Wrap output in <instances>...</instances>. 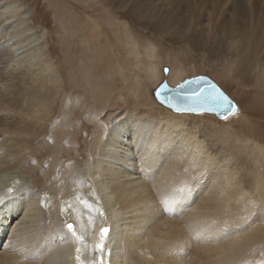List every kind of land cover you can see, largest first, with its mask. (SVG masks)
<instances>
[{
	"label": "bare ground",
	"instance_id": "6f19581e",
	"mask_svg": "<svg viewBox=\"0 0 264 264\" xmlns=\"http://www.w3.org/2000/svg\"><path fill=\"white\" fill-rule=\"evenodd\" d=\"M199 1L205 9L194 0H107L115 10L80 22L63 0H0V264H264L263 148L256 146L253 167L199 137L187 128V113L155 100L159 82L140 83L138 99L127 96L133 107H119L104 79L100 90L115 106L107 104L90 155L68 168L54 147L57 106L72 94L64 71L70 37L61 32L86 33L100 79L117 61L112 41L121 42L108 36V17L158 38L185 28L193 35L185 40L197 45L202 36L194 32L207 35L213 4L235 12V0ZM242 1L245 24L220 30L226 35L216 34L210 49L218 68L264 95V1ZM153 70L147 80L156 78ZM180 70L170 66V88Z\"/></svg>",
	"mask_w": 264,
	"mask_h": 264
},
{
	"label": "rangeland",
	"instance_id": "374dc122",
	"mask_svg": "<svg viewBox=\"0 0 264 264\" xmlns=\"http://www.w3.org/2000/svg\"><path fill=\"white\" fill-rule=\"evenodd\" d=\"M194 2L195 3L191 5H194L196 10H200L201 8L205 9L208 5L207 1L200 2L199 0H194ZM239 2L241 4L243 3L242 0L234 1L235 12H221L219 2L215 4L212 3L215 6H212V11L210 13L213 12L214 14H209L204 24V28L208 30V33H206L207 35L204 36V32H194L197 39L202 36L198 41L199 44H202L203 41V45H199L198 43H196L197 45H192L189 40H185L193 35H188L190 32L182 28L179 24H176L174 27L177 29L182 28L181 32L178 33L174 30V32L172 31L168 33V35H164L163 38H158L155 37L154 34H148V32L145 31L143 35L138 28H135V30L128 24H126L125 27L122 24L124 21L121 22L113 17H108L106 22V24L108 23L106 26L110 29H108V36L111 37V39L119 38L118 41L121 40V42H118V47L113 44H117V42L112 41L110 49L113 50V55H116L113 57L114 60L117 61L112 60L111 66H114V69H111V73H104L105 75L103 77L98 75L101 80L96 78V73L92 71V51L88 45L89 42L86 33H71L68 29L66 30L67 32L62 31L60 35L64 36L63 39L66 35L64 40L70 37L68 39L71 45L70 50H68L70 59L67 63L68 68H66L69 71H66V69L64 71L70 82V91L72 94L66 101L61 102L62 106H57L54 115L56 125L54 124L55 137L53 141L57 155H63V162L67 164L68 168H72L74 162L78 163L83 157L90 155V139L94 136L95 130L97 131L99 128L105 129L103 124L100 125L105 115L104 113L107 111L106 109L108 107L113 108V106H115L114 103H112L113 105H109L111 100V97L107 93L109 91L104 87L100 90V82L105 79L104 81L111 87V96L115 99L119 107H133L131 100L128 99L127 96H131L134 100H137L138 88L141 87L140 83L146 88L149 86L150 89L153 88L154 83L159 82V85L160 82L166 80V76L172 65L178 67L181 69L180 71H182L181 77L179 78L180 82L191 76L207 75L237 104L235 115L226 116L224 118H218L213 114L207 113L185 112L189 119L187 128H190V130L198 134L199 137L218 141L224 148L230 149L235 155H240L239 157L245 159L249 166H256V164L259 163L255 160L256 158L254 156L257 153L256 146L262 147L264 150V95L254 89L246 90L238 81L233 80L232 74L227 71L225 67L220 66L218 68L216 65H218L219 61H217L214 53L210 49L213 37L215 36L218 38L216 34L226 35L225 32L218 33L220 30L223 29V31H227L231 25V27H241L245 24L247 17L244 16L243 9L240 7L241 5ZM86 4L87 2L85 0H63V7L73 17H79L80 22L86 20V13V15L92 18L101 20L99 12H106L109 9L112 11L114 7V5L108 4L107 0H88V4ZM133 30L135 31L133 32ZM171 33H173L174 36ZM72 34L73 36L71 37ZM95 34H97V32H95ZM165 34H167V32ZM153 35L154 38H152ZM94 39L97 40V35L94 36ZM132 45H134V48ZM110 54L112 55L111 52ZM151 65L154 66L155 70L153 71L156 78L147 80L148 67H151ZM82 66L85 70L82 69ZM164 67L168 69L166 75L163 74ZM81 71L83 72L81 73ZM83 73L86 74L87 77ZM109 77L111 78L109 79ZM144 77L146 79H144ZM131 80L137 83L135 84L136 87L138 86L137 88L135 86H128V81L133 83ZM150 85H152V87ZM152 91L154 90L152 89ZM145 98L146 96L143 99ZM107 104L109 105L108 107ZM98 123L100 127L96 125ZM95 126H97V128ZM242 144L244 146H241ZM212 155H216V153ZM247 156H249V158ZM260 169L264 171V163L260 165Z\"/></svg>",
	"mask_w": 264,
	"mask_h": 264
},
{
	"label": "water",
	"instance_id": "95a60500",
	"mask_svg": "<svg viewBox=\"0 0 264 264\" xmlns=\"http://www.w3.org/2000/svg\"><path fill=\"white\" fill-rule=\"evenodd\" d=\"M163 73H168L167 67H164ZM213 85L215 86V89H218L219 92H221L225 97H227L228 101H230L236 109V102L231 99V97L213 79H211L207 75H197L195 77H188L185 80L181 81L179 84H177L175 88H170L166 80H163L156 87L157 89H154L153 94L157 101L167 107H170L173 110H176L177 107L195 108L197 109V112L205 111L207 113L214 114L218 118H224L227 115L229 116V114H232L233 112H226L224 107L212 105L215 110L208 111L204 106L203 98L201 99V101H197L194 97H192V92L194 90L199 91V89L201 88L209 89L208 92H205V96L214 95L215 93L212 91Z\"/></svg>",
	"mask_w": 264,
	"mask_h": 264
},
{
	"label": "snow or ice",
	"instance_id": "6c2138e0",
	"mask_svg": "<svg viewBox=\"0 0 264 264\" xmlns=\"http://www.w3.org/2000/svg\"><path fill=\"white\" fill-rule=\"evenodd\" d=\"M209 89L201 88L199 91H193L192 92V97H194L197 101H201L203 98L204 106L206 107V110L208 111H213L215 110L212 105L215 106H220L224 107L226 112H234L235 111V106L231 104L230 101H228L227 97H225L221 92H219L218 89H215V86H212V91L215 93L214 95L210 96H205V92H208ZM191 98V97H189ZM173 106V105H170ZM177 111H196L197 109L195 108H176ZM67 229L69 232H72L73 235H75V232L73 231L74 226L72 224H68ZM109 229L103 228L101 229V236H106L108 233ZM98 250H102V245H97ZM79 251V249H77ZM79 259V257H77Z\"/></svg>",
	"mask_w": 264,
	"mask_h": 264
}]
</instances>
